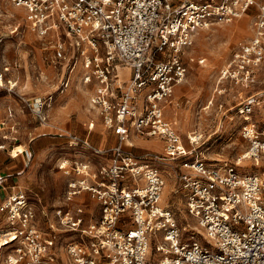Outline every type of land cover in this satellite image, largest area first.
<instances>
[{"label": "built area", "instance_id": "obj_1", "mask_svg": "<svg viewBox=\"0 0 264 264\" xmlns=\"http://www.w3.org/2000/svg\"><path fill=\"white\" fill-rule=\"evenodd\" d=\"M8 2L22 11L23 26L44 59L56 71L64 67L61 84L78 68L80 82L95 85L90 108L116 143L95 148L55 127L65 150L87 155L60 159L67 180L51 220L20 188L0 197V239L8 251L3 264H264V90L231 107L246 143L233 164L209 162L200 135L188 136L185 145L164 118L175 87L186 79L187 59L194 60L186 54L197 30L230 24L252 9L253 35L231 50L215 93L224 94L223 84L254 87L264 69V0ZM119 66L129 69L127 82L120 80ZM7 71H0V89L11 91L14 83L3 80ZM51 99L37 97L28 105L40 123ZM132 136L156 140L161 149L134 155ZM7 179L0 176L2 190ZM169 180L200 241L184 242L185 227L161 205ZM85 194L94 208L84 202ZM61 237L63 263L56 247Z\"/></svg>", "mask_w": 264, "mask_h": 264}, {"label": "rangeland", "instance_id": "obj_2", "mask_svg": "<svg viewBox=\"0 0 264 264\" xmlns=\"http://www.w3.org/2000/svg\"><path fill=\"white\" fill-rule=\"evenodd\" d=\"M254 14L252 9L247 15L230 24H217L205 30H197L186 54V58L192 57L194 60L190 62L187 59L186 79L183 84L175 88L170 103L165 106V119L175 124L185 145L188 143V136H201L200 142H204V144L200 149L209 162L227 161L233 164L236 157L246 147V143L238 136L240 119L235 116V109L231 108L241 100L237 93L242 89L230 84H223V87L220 88L224 89V94L219 96L214 92L216 86L214 80L217 71L230 56L231 50L240 46L253 35ZM7 25L18 26L17 34L9 36L0 44V62L11 61L15 57L25 55L23 50L28 49L29 53L30 47L32 49L38 47L36 38L29 34L23 26L22 11L11 6L8 0H0V26L7 27ZM4 30L0 28L1 32ZM198 58L204 59L202 65L196 63ZM59 70L63 72L61 66L58 72ZM123 70L127 69H120V72L122 73ZM53 71L55 72V69ZM43 72L51 74V70L47 67ZM18 75H20V71ZM125 75L123 76L125 77ZM69 76L72 77L66 79L62 83L63 85L60 82L59 94L56 92L58 95L48 109L47 115L51 121L59 123L61 129L79 138L86 137V124L92 123L94 130L88 135V141L90 140L91 145L98 148L103 145V129L100 128L101 121L96 112L89 105V99L95 92V85L81 83L77 78L79 77L78 70L73 71ZM42 83V87L37 83V88L33 89L39 88L37 90L39 93L41 90L50 92L55 89V81L48 84L49 86L52 84V88L45 85V80ZM21 84L19 80L17 84L19 94H21L19 88ZM261 89H264V69L258 72L257 82L254 85L255 91ZM252 90L253 87L250 91ZM1 94V97L6 96ZM15 99L19 102L18 98ZM185 100L187 103H184ZM13 104L15 103L13 102ZM18 104L23 108V111L21 112L19 106L15 104L18 123L16 143L26 137L27 139L34 137L31 141L28 139V142L30 141L28 145L30 160L25 166V171H32L33 182L30 183L32 187L30 189L38 191L41 203L48 211L49 216L47 217L51 220L52 209L60 205L67 180L66 174L62 173L65 168L60 167L61 160L73 155L86 157L87 154L81 150L76 152L65 150V141L60 138L54 140L56 142L54 144L49 141L50 143L45 142L40 145L37 141L46 137H37L42 131L41 128L35 127L37 123L32 119L28 110H25L23 104ZM220 105L221 108L218 107ZM225 111L227 113L224 114ZM217 125L219 126L218 132H216ZM7 149L9 155L10 152L19 155L24 151L22 146L14 147L11 144ZM130 151L134 155H140L148 151L159 152L160 150L152 140H149L148 143L144 141L135 144L130 148ZM241 163L251 164L249 161H241ZM19 185L21 184L19 183ZM161 205L171 209L179 228L185 227V230H181V238L184 242L201 240L200 235L194 230L195 222L183 212L182 200L177 193H174L171 180L165 184ZM1 226L2 222H0ZM62 244L63 237L56 242L57 254L63 263L66 261V257L62 253ZM151 247L153 249V245ZM7 254L8 251L2 248L0 264H3Z\"/></svg>", "mask_w": 264, "mask_h": 264}, {"label": "crops", "instance_id": "obj_3", "mask_svg": "<svg viewBox=\"0 0 264 264\" xmlns=\"http://www.w3.org/2000/svg\"><path fill=\"white\" fill-rule=\"evenodd\" d=\"M237 20H239V19H237ZM14 27L15 26H11V25H7V27L6 26H0V28H2L3 30L5 29L3 32H1L2 30L0 31V44L3 43L4 40H6V38H8L9 36H13V35L17 34V33L10 34L11 30ZM29 34H31V33H29ZM23 45H25V44L23 43ZM37 45H38L37 48L34 47L32 49L30 47L29 53H28V49L23 50L25 55H22L20 57H15V58L11 59V61L4 60V61L0 62V71L3 67H5V66L8 67V71L3 74L4 82L7 80V81H10V83H14V86L11 89V91H8V90L6 91L4 89H0V95H2L1 93L6 95L3 97L0 96V176H7L8 177L7 181L4 183L6 190H2V188L0 186V197H3L6 194L10 193L11 188H14V189L20 188L21 190H24L26 192V194L28 195L30 200L36 205L37 208H39V205H41L43 207V204L41 203L40 196H38V191L30 189V188H32L30 186V183L33 182L32 181L33 176L31 173L32 171L31 170L25 171V168H26L25 166H27V164H28V161L26 159V155H27V153L30 154V152L28 150V145H29V142L32 139H34V137L28 138V139H30L29 142H28V139L26 137L25 139H21V141L16 143V141H17V139H16L17 135L16 134L18 132V123L16 120L15 104L17 106H19V109L21 112L23 111V108H21V106L18 103L23 104L24 108H26L25 110H28L32 119L37 123V126H35V127L41 128L42 131L37 135V137H46V138L42 139L40 141H37L40 145H43L45 142H49V141H51L52 144L56 143L54 140H56V139L58 140L59 138L54 134V132H55L54 129H55V127H57V128H61V127L59 126V123L53 122L49 119V117L47 115V111L51 107L53 102L55 101L56 95L59 94L58 88H59V84H60V80H61V74L65 71V69H64V67H62L61 69H63V72H61V70H59V72L55 70V72H54L53 67L44 59L46 53L41 50V48L39 46V42H37ZM46 67L51 70L50 75L45 74L43 72V70L46 69ZM220 68H219V70H220ZM117 69H118V72L120 74V80L122 82H127L128 78H129V74H130L129 69H127L125 67H120V66ZM120 69H127V70L126 71L123 70L121 73ZM75 70H78V72H79L78 68H76ZM219 70L217 71V75H216L215 80H214L215 84H216V80L218 77ZM19 71H20V75H18ZM124 74H126L125 77L123 76ZM71 77L72 76H70V78ZM77 78L79 80V77H77ZM19 80L22 83L19 87L21 94H19L18 89H17V84H18ZM44 80L46 82L45 83L46 86H49L48 84L50 82L52 83L55 81V83H56L54 86L55 89H53L50 92H48V90H41L40 93L37 92V90L39 88L33 89V88H37L36 87L37 83L39 85H41L40 87H42V84H43L42 82ZM49 87L52 88L53 85L51 84ZM251 88L240 90V92L237 93L239 98L243 99L244 97H246V95L260 91V90L255 91L254 87H253V90L250 91ZM216 89H217V84L215 86L214 92L216 91ZM238 89H240V88H238ZM33 90H36V91H33ZM261 90H264V89H261ZM56 92H58V94ZM47 95H52V99H51L50 103L48 104V106L44 107L42 109V113L46 117V121L40 123L37 120L34 113L29 111L28 105L30 107L33 104L34 99H36L37 97L46 98ZM15 98H18L19 102L16 101ZM12 100L15 104H13ZM184 103H187V101L185 100ZM208 104H210V103H208ZM218 107H220V106H218ZM225 113H227V111H225L224 114ZM164 118H165V112H164ZM3 122H5V125H1V123H3ZM169 122H171V121H169ZM89 124L92 125L90 129H88ZM100 128L103 129L102 125H100ZM93 130H94V125L92 123H87L86 124V132L87 133H86V137H84V138L88 139V135ZM180 136H181V134H180ZM102 139H103V145L98 146V148L111 147L116 143V136H114L110 132H106L104 129L102 131ZM63 140L65 141V139H63ZM149 140H152V139H141V138H137V137L132 136L131 137V141H132L131 147H133L137 143H142L144 141H145V143L146 142L148 143ZM152 141L154 142L155 146L160 150L161 149L160 143H158L156 140H152ZM89 142H90V144H92L90 140H89ZM10 144L14 147L22 146L23 150H24L23 153L17 155V153L13 154V152H10V155H9L7 147H9ZM16 144H18V145H16ZM105 145H107V146H105ZM103 146H105V147H103ZM18 182L21 185H19ZM83 200L89 208H94L95 204L93 203V201L88 199V196L86 194L83 195ZM43 203H44V201H43Z\"/></svg>", "mask_w": 264, "mask_h": 264}, {"label": "bare ground", "instance_id": "obj_4", "mask_svg": "<svg viewBox=\"0 0 264 264\" xmlns=\"http://www.w3.org/2000/svg\"><path fill=\"white\" fill-rule=\"evenodd\" d=\"M173 117V116H172ZM175 118V117H174ZM190 137V136H189ZM5 244H7V242L6 243H3L2 242V240L0 239V256H1V250H2V248H3V245H5Z\"/></svg>", "mask_w": 264, "mask_h": 264}]
</instances>
